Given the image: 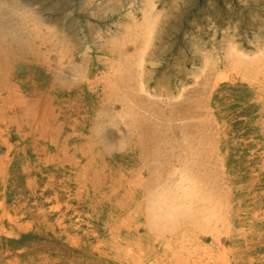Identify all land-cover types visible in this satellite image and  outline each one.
Segmentation results:
<instances>
[{
  "label": "rangeland",
  "instance_id": "374dc122",
  "mask_svg": "<svg viewBox=\"0 0 264 264\" xmlns=\"http://www.w3.org/2000/svg\"><path fill=\"white\" fill-rule=\"evenodd\" d=\"M150 8L129 77L0 54V264H264V0Z\"/></svg>",
  "mask_w": 264,
  "mask_h": 264
},
{
  "label": "crops",
  "instance_id": "0c3cea01",
  "mask_svg": "<svg viewBox=\"0 0 264 264\" xmlns=\"http://www.w3.org/2000/svg\"><path fill=\"white\" fill-rule=\"evenodd\" d=\"M132 2L0 0V54L14 67L11 73L17 81L34 82V76L28 75L34 68L49 75L38 98L48 97L50 90L81 86L86 83L81 76L88 81L118 78L121 73L129 77L136 57L150 59L144 50L153 27L147 23L157 17L150 8L152 0H140L138 10ZM115 16L118 19L112 23ZM160 56L156 52V65H160ZM32 102L39 103V99Z\"/></svg>",
  "mask_w": 264,
  "mask_h": 264
},
{
  "label": "bare ground",
  "instance_id": "6f19581e",
  "mask_svg": "<svg viewBox=\"0 0 264 264\" xmlns=\"http://www.w3.org/2000/svg\"><path fill=\"white\" fill-rule=\"evenodd\" d=\"M155 152V151H154ZM144 154V153H143ZM156 155V154H155ZM144 156H146V154L144 155ZM152 156H154V155H152ZM149 157V156H148ZM151 157V156H150ZM157 157V155L154 157V158H156ZM158 158V157H157ZM156 158V159H157ZM148 159V158H147ZM151 159V158H150ZM152 159H153V157H152ZM161 160V159H160ZM161 161H163V160H161ZM206 161H208V159L206 160ZM160 162V161H159ZM161 163V162H160ZM147 166V165H146ZM150 169V168H149ZM165 173V172H164ZM179 180V179H178ZM154 181V184L155 185H157L156 183H155V180H153ZM180 181V180H179ZM153 183V182H152ZM158 183V182H157ZM170 183V182H169ZM173 183V182H172ZM163 184V183H162ZM175 184V183H174ZM152 186H153V184H152ZM151 189V188H150ZM167 191V190H166ZM169 191V190H168ZM159 193V192H158ZM163 197V196H162ZM163 199V198H162ZM173 203V202H172ZM160 204V203H159ZM166 209V208H165Z\"/></svg>",
  "mask_w": 264,
  "mask_h": 264
}]
</instances>
